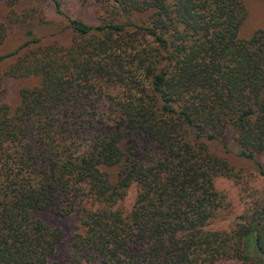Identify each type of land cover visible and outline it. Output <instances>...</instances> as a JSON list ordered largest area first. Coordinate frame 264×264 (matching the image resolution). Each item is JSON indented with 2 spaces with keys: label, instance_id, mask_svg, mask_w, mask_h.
Returning <instances> with one entry per match:
<instances>
[{
  "label": "trees",
  "instance_id": "16d2710c",
  "mask_svg": "<svg viewBox=\"0 0 264 264\" xmlns=\"http://www.w3.org/2000/svg\"><path fill=\"white\" fill-rule=\"evenodd\" d=\"M51 2L71 43L28 31L7 74L39 83L0 105V264H264V195L210 227L233 175L212 144L264 183V31L240 37L243 1L106 0L96 26Z\"/></svg>",
  "mask_w": 264,
  "mask_h": 264
},
{
  "label": "rangeland",
  "instance_id": "374dc122",
  "mask_svg": "<svg viewBox=\"0 0 264 264\" xmlns=\"http://www.w3.org/2000/svg\"><path fill=\"white\" fill-rule=\"evenodd\" d=\"M61 11L64 15L81 20L89 25L96 26L103 21H110L111 14L106 11V0H59ZM247 18L244 21L240 37L250 38L255 32L264 31V0H242ZM27 15L25 22H11L9 12ZM0 23L7 29V36L0 44V58L7 57L0 62V105L16 106L19 102V92L24 88L34 87L39 83L36 77L13 78L7 72L16 62V56L10 55L26 42V33L35 31L37 36H44L45 43L54 41L68 46L72 35L68 28V22L63 15L58 14L51 0H0ZM228 146L212 144L211 149L221 157H225L233 169L232 177L220 176L216 178L215 185L218 192L225 198V206L218 218L210 227L213 229H227L231 220L240 217L247 209L251 199L264 195V183L256 178L241 158L236 156L234 142L228 136ZM137 194V187L132 186L127 197L121 204L122 208L129 212L132 209ZM46 219L48 217L46 216ZM51 224L60 227L66 232V238L76 233L77 219H48ZM62 250H68V242L61 246Z\"/></svg>",
  "mask_w": 264,
  "mask_h": 264
}]
</instances>
